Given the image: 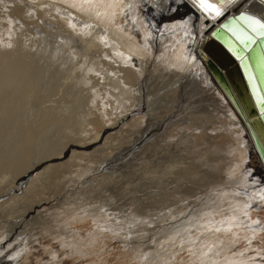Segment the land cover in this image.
Masks as SVG:
<instances>
[{
    "label": "rangeland",
    "instance_id": "1",
    "mask_svg": "<svg viewBox=\"0 0 264 264\" xmlns=\"http://www.w3.org/2000/svg\"><path fill=\"white\" fill-rule=\"evenodd\" d=\"M140 4L143 5V2H140L138 7ZM51 5V3L39 4L37 0H0V54L11 53L9 56L12 61L9 72L0 71V92L2 93L0 94V116L7 115L9 119L8 124L0 127V185H2L0 189H5L9 184L8 181L26 165L27 157H31V160H35L36 163L37 157L61 151L60 149L67 145L68 140L71 141L69 143H74L82 138V142L90 143L78 121L81 119L86 121L89 118V110L93 107L106 110L103 108V103L100 105L101 96L95 94L98 89L95 82L101 80L97 77L90 84L87 73L93 60L97 65L104 64L106 69L111 68L113 64H118L116 55L107 54L108 57L112 56L111 59L97 54L98 49L108 48L103 40L98 41L100 47L97 45L96 48L95 44V48L86 47L85 42L88 41L89 36L80 30L82 25L79 24L80 21L75 20L72 12L70 16L67 14L71 11L70 8ZM18 6L25 22L15 17L14 9ZM140 11L142 27L139 30V47L145 45L147 40L145 38L151 30L144 22L145 7ZM155 12L157 16L158 12L156 10ZM172 16H174L173 13L169 21L161 20V23L157 18L155 21L157 28L154 31L151 30L152 38L163 36L157 39L161 42L156 44V51H147V55L143 58L145 59L143 77L152 80L147 85L151 89H146L145 92H148L140 96L139 92L145 87L142 79L137 83V87H129L132 88L129 89L130 91L137 92L130 93L128 90L125 92L123 89L122 96L128 95L126 98L121 97L123 103L119 100V108L130 101L129 95L132 96L131 104L134 103V105L127 104L128 107L122 105L126 111L121 107L122 112L117 102L111 111L116 108L117 112L120 110L118 114L114 112V115L111 112L110 119H103L104 117L98 119L102 128L107 126L106 129L111 130L108 132L109 136L105 137L106 141L95 147L96 152L92 153L91 149H88L86 157L94 161L88 163L82 172H69L71 176L69 174L68 178L62 179L58 178L57 173L55 174L52 170L53 173H49V178L40 180L44 186L39 183L40 181L35 184V187L33 186L35 191L32 188L33 190L31 189L26 197L32 198L34 193L33 197L36 195L35 199L32 198L34 201L41 200V203L44 201L45 206L38 211L42 210L43 213L46 208L43 213L45 216H43L42 228L36 225L37 229L35 226H29L31 229L25 230L22 237H29L30 246L20 263H17L18 249H22L26 244L25 237L23 239L16 237L17 241L7 249L8 245L4 240L10 229L2 231L6 233L2 235L3 239L0 238V246L2 245L0 264H208V262L202 263L194 256L190 259L189 251L192 246L199 251H204L213 241V246H218L219 243L227 244V236L223 239H215L216 236H207L206 232L213 234L223 232L228 218L232 216L230 211L236 209L239 204L238 202L233 206L232 193L243 184L241 181L246 177L250 167L253 165L256 170L259 164L256 158L250 167L243 163L245 156L239 148L242 145L241 138L236 129L228 130L234 125L227 118L222 117L223 113L219 110L218 104L220 98L227 102L226 107L231 114L235 115L236 112L220 90L217 91L216 97L205 101V103L209 102V107L214 108H212L213 111L206 109L197 111L187 107V104H192L191 101H193L190 96L192 90L189 87L194 86L201 90L203 82L192 73L196 71L197 66L191 67L189 64L190 67L187 68L171 63L173 47H170L172 38L169 34L176 28V19ZM176 16L177 19L181 17ZM126 18L130 19L128 16ZM137 29L134 28V30ZM71 33L74 34L72 37ZM67 40L76 41L72 42V47L69 45L70 49L64 46ZM82 51L87 54H80ZM82 55L92 57L88 61V58L83 59ZM82 59L86 62L85 66ZM102 60L109 64H105ZM112 61L113 64H110ZM83 69L84 73H81ZM19 70L22 71L21 74ZM83 79L86 81L84 82ZM86 82L88 83L85 84ZM160 87L163 88L161 93L158 89ZM154 89L157 90V94L152 93L151 90ZM148 93L153 98L149 97ZM187 93L188 96H186ZM154 95L161 100L154 98ZM189 98L190 100H187ZM123 99L128 102H124ZM154 99L155 101L157 99L158 102H156L159 104L165 101L163 105L166 109L162 104H156ZM195 103L198 102L195 101ZM155 105L156 109H152ZM178 105H183V108L176 107ZM132 106H135V109ZM129 108H132V111H127ZM127 112L130 114L123 117ZM146 114L153 119L146 118ZM117 118L125 119L112 127V124L118 121ZM180 120L190 121V123L181 126ZM99 125L96 130L102 129ZM162 127L167 128V132L163 135L158 131ZM27 133L33 135V143L31 142L33 145L27 144L25 140ZM12 134L15 135L13 139H10ZM62 141L65 145L61 143ZM138 148L139 151L136 153ZM234 149L242 152L238 158L236 157L241 163L239 162L240 167L235 170L230 169V156L234 154ZM99 163L100 165L103 163L101 166L105 168H102ZM93 167L96 169L94 170ZM49 180L52 181L50 184ZM18 192L21 193V191ZM30 192L33 193L30 194ZM254 192L251 191L255 196ZM235 198H237L236 195ZM3 200L5 202L6 198L2 194L0 202L3 203ZM262 206V208L261 206L253 208L251 219L259 220L260 226H264V205ZM2 212L0 211V219L8 216ZM242 224L239 231L247 235L236 247L231 248L229 252L221 253L219 257L224 261L228 253L235 251L243 253L247 250L249 254L258 255L257 257L264 261L262 230L260 229L257 233L259 235L252 240L246 223ZM200 227L209 229L204 232L200 230ZM216 229L220 230L216 231ZM229 236L234 237V235ZM183 246L184 248L181 249ZM10 256L13 261L9 259Z\"/></svg>",
    "mask_w": 264,
    "mask_h": 264
},
{
    "label": "bare ground",
    "instance_id": "2",
    "mask_svg": "<svg viewBox=\"0 0 264 264\" xmlns=\"http://www.w3.org/2000/svg\"><path fill=\"white\" fill-rule=\"evenodd\" d=\"M37 2H39V4L40 3L41 4L42 3H45V4H47V3L50 4L51 3L52 5H54V4L57 5V6L60 5L61 7H67V9L69 7L71 11L65 9L66 11H69V13L67 12V14L69 15L72 12V14H73L72 16H74L75 20L76 21H80L79 24L82 25L81 28H80V30L86 32L85 34L87 36H89L88 41L85 42L86 43L85 44L86 47L87 46L94 47V44H95V47L97 45L100 47L98 41L103 40L104 41V45H106L108 48L102 47L101 49H98V51H96L97 54L98 55H105V56L107 54H109V55L110 54H115L116 55V58L118 60V64L119 65L118 64H113V61H116L114 59H113L112 62H110V64H113L111 66V68H107V69H110V70H107L105 68V65L104 64H102V65H104L103 66L104 68L102 67V65L95 64L94 63V60L92 61L93 63L91 62L92 64H90V65H92V66H90V68L88 66L89 62L87 64L88 68L90 69V70L88 69L89 71L87 73L88 79L91 81L90 84L97 77H99V80H101V81L97 82L98 80L95 79L96 80L95 84L97 83V86H98V87H96L98 89H97V91H95V94H98L99 97L101 96L100 105H101V103H103L104 104V107L103 108L106 109V110H101L102 108L101 109L98 108V107H95L94 108L92 106L93 108L91 110H89L90 111L89 118L87 120L85 119L86 121H84L83 119H81L80 121H78V122H80V125L83 127L82 130H83L84 134L86 136H88V138L90 140V143H87L86 141L85 142H82L81 141L82 138H81V140H79V142L74 140L77 143H75V142L74 143L73 142L72 143H69L71 141L68 140L67 141V145L63 144V141H62L61 143L63 145H65V146H64L63 149H60L61 151H56L55 150L56 153H54L52 155H47L46 154V156H44V157H40V158L37 157L38 160L36 161V163H35V160L34 161L31 160V157H27L26 158L27 159L26 160V165L23 166V167H21V170H18L17 171L18 174H16V176H14L13 178H11L10 180L8 179L9 180L8 181L9 184L8 185L6 184L7 187L5 189H0V195L2 196V194H3V197L6 198V201L5 202H4V200H3V203H2V201L0 202L1 203L0 204V207H1L0 208V211H3L6 215L8 214L7 217L4 218L2 216L3 219H0L1 220V224H0V238L3 239L2 235L4 233H6V232H2V231H4V230L6 231V230H9L10 229L9 230V234L7 235V237L4 240V241H6L5 242L6 245H8L7 249L9 247H11L10 245H12L13 243H15V241H17L16 239H18V238L19 239H23L24 237H25L24 239H26L25 240L26 244L23 246V248L22 249L21 248L18 249L19 257L17 258V263H20L22 257L24 258L26 256V254L28 253V252H26V250H27L28 246H30L29 245V242H30L29 241V237L28 238H27V236L22 237V235L24 234V232H25L26 229H28V228H30L32 226H35L36 229H37V226L36 225H39V227L41 226L40 228H42V225L44 223V220H43L44 217L43 216H45V215H43V213H44V211H46L45 210L46 208H45L44 211H43V213L41 212L42 210L40 212H38L41 207L45 206L44 205V201H43V203H41V200L38 201V202L37 201H34L32 198L35 199V196L36 195L33 197V195H34L33 192H32L33 193L32 198L29 197V196H28L29 198H27L26 197L27 193H29V191H31V189L33 188V186L35 187L36 186L35 184H37V182L40 181L42 178H46V177L49 178V173L52 172V170L55 172V174L57 173L58 178L65 179L66 177L68 178V175L70 174L69 172H71V173H74V172H82L83 171V168H85L88 163H91V162L94 161L92 158L86 157L87 151H89L91 149L90 151L92 153L96 152L97 149L95 147H97V145L101 144L105 140V137L108 135V132L111 130V129H106V127H107L106 125H105L106 127L102 128L101 127L102 124H101V122H99L98 119L99 118H103V117H104L103 119H106V118L107 119H110V116L111 115L109 116V114L111 112H113L111 114H114L115 115L114 112H116L118 114V112L120 111L119 109H121V111H122V108H123V110H124L125 109L124 107L127 104L130 105V106L132 104L134 105V103L131 104V102H132L131 100H133V99H131L132 96L129 95L130 98L128 97L129 98L128 100H130L129 101L130 103L126 99L125 100L123 99L124 102H128V103L125 104V105L122 104L124 107H122V105L120 104L122 108L121 107L119 108V100H121V97L126 98L127 95H128L126 93L127 94L126 97H124L125 94L122 96L123 89H125V92L127 90L129 92L130 91L129 89H132V88H129V87H133V86L138 85L137 83L141 79L143 80V83L145 84V87H143L141 89L142 91L139 92L140 96H142V95H144V93H147L148 92V91L145 92L146 89H148V90L151 89L147 85L150 83V81L152 82V80L150 78L143 77V72L145 70V66H144L145 63H143L145 59H143V58L147 55V51H156V49H157V48H155L156 44H158V43L161 42V41L158 42L157 39L158 38H163V36H161V35H159V37L152 38V36H151L152 35L151 30L154 31L157 28V26L155 27V25H156L155 21L157 20V18L159 19V23H161V20H163V21H169V18L171 17V15L173 13L174 16H172V17H173V19H176V22H175L176 28L173 29L171 27L173 30L171 32L169 31L170 32L169 37L172 38V40H171L172 42H171L170 47H173V57L171 59V63L173 62L175 64H179V65H181V67L182 66H184V67L186 66L187 68H189L190 66L191 67L192 66H197L196 67V71L195 72H192V73L197 78H200L201 81L203 82L202 83V89L201 90H198L194 86H191L192 88L189 87L190 90H192L191 91L192 94L190 96L193 98L192 99L193 101H191L192 104H189V105L187 104V107L189 106L191 109H194V110H197V111L205 110V109L206 110H209V111H213L212 110L213 107H209V105H208L209 102H206L205 103V101L207 99H211L213 97H216V95L218 94L217 91L220 90L223 93V95L226 98V100L228 101V103L230 104V106L236 112L235 115L231 114L227 110L228 109L226 107L227 102H224L223 100H221V98H220V101L218 100L219 103L217 101V103L219 104V107L221 109L219 107L218 108L223 113L222 117L224 119L227 118V120H229L230 122H232V124L234 125V126H232V129L229 128L228 130H235L236 129L238 131V133H239V137L241 138V141H242V143H241L242 145L239 146V148L242 150V152L244 153V156H245V159H244V162L243 163L247 164V166L250 167L252 161H254V158H256L257 161H258V164H259V166H258V168H256V170L253 168V165L250 167L251 169L247 171L246 177L245 178L243 177L244 179L241 181V183H243V184H241L238 188H236L234 190V193H232L233 194V202H234L233 203V206H234V204H238V202H239V204L236 207V209H233V210L230 211V214L232 216L228 218V220L226 222V225L223 228V232H221L220 234H218V233L213 234V233H211L209 231L206 232L207 233V236H211V235L212 236H216L215 239H218V238L223 239L224 236H227V239H226L227 244H225V243L224 244L219 243L218 246H213L214 245V241H213V243L210 242V244L208 245V248L206 250H204V251L203 250L202 251H199V249H196V248H194L192 246V248L190 247L191 250L189 251V253H190L189 254V257L191 259V257L193 258V256H194V257H196V259H199V261H201L202 263L208 262V264H264V261L260 260L259 257H257L258 255L254 256L252 254H249L247 250L246 251L244 250L243 253H240V251L239 252L235 251L234 253H231V254L228 253V255H226L224 257L226 259L224 261H222V259L219 257V255L221 253H224L226 251L229 252L231 250V248L236 247L238 245L239 241H241V239L247 235L246 233H245L246 235H243L244 232H240L239 231L240 227L243 225L242 223H246V225H247V227L249 229L248 234H249V236H250V238L252 240H254V238L259 235L257 233L261 229V226H260V224L259 225L253 224L251 219H252V216H253V214H252L253 213L252 212L253 211V208H257V207H260V206H261L260 208H262L263 207L262 205H264V201H261L260 200V196L261 195H264V167L262 166V163H261V160L259 158L258 152H256V150H255V147H254V144H253V137H252L253 134H252V130H250V127H248V125H249L248 119H246L243 111H241V109L237 105L235 106L234 99H231L222 90L219 82L216 80L215 77H213V75L211 74L209 68L205 65L203 56L201 54L202 51L204 50V48L206 47V46H204V44L206 43L207 38H209V36H208L209 35L208 34L209 31L208 30H209V28H212L216 24V20L217 19L224 18V17L230 15L231 13L237 14V13H239L241 11H247L249 14L255 15V16L259 17V18H264V3H262V0H247V2H245V0H238L237 4H235V5H233V4H227V6L225 7V9L223 10V15H221L219 17H215L214 13H212V12H205V11L200 10L198 7H196L193 4V0H125V4H131V5H133V7L132 8H124L123 11H121L119 8L114 9V11H116L118 14L115 17V20L114 21H111V22H109L108 20H106L104 18V13L106 11L105 8L100 7V6H97V5H93V6L89 7V5L84 4L82 2V0H37ZM140 2H143V5L140 4V6L138 7V5H139ZM207 2L210 3V4H217L218 3V0H207ZM143 7H145V11L144 12H145V17H146V20L144 19V22H146L145 24L149 25L148 29H151V30H150V32H148L149 33L148 34V37L145 38V39H147L146 42H145V45H142L143 47L142 46L139 47V43H138L139 42L138 39L140 38V36H139V34H140L139 33V30L142 27L141 18H140L142 15H141V11L140 10ZM155 10L158 12L157 13L158 14L157 16H156ZM108 11H112V9H109ZM14 13L16 14L15 17L17 16V17L21 18V20L24 21L23 15L20 14L19 6L14 9ZM98 13H99V15H98ZM176 15H179L181 17L179 19H177V16ZM127 16L130 19L126 18ZM195 20H197V21H195ZM185 21L187 23H185ZM69 22H71V21H69ZM172 24H174V22L171 23V26H172ZM167 26H169V25H167ZM134 28L135 29L138 28V29L137 30H134ZM73 35L74 34H72L71 37ZM204 35H206V36L204 37ZM74 37L71 38V39L73 40ZM72 40L70 41L71 44H69L70 43L69 40H67L66 42L64 41L65 42L64 43V46L67 49L69 48V45L70 46L72 45V42H73ZM96 41H97V43H94ZM74 42H76V41H74ZM82 48H84V46ZM88 48H86V49H88ZM82 50L85 51V49H82ZM94 50H96V49H94ZM67 51L69 52V50H67ZM72 52H74V51H72ZM74 53H77V52H74ZM84 53L82 51V53H80V54H84ZM9 54H11V53H9ZM9 54L8 53L6 55H4V54L1 55L0 54V71L1 72H3V71H4V73H6L5 71L9 72L10 63L12 62L11 61V56H9ZM86 54L87 53H85V55ZM85 57L82 55V58L83 59ZM91 57H86V58H88L87 60L90 61ZM106 57L109 58L110 56L109 57L106 56ZM101 59L105 60L103 57H101ZM96 61L97 60H95V62ZM232 61H234V60H232ZM98 62H99V60H98ZM169 62H170V60H169ZM84 63H86V62L84 61L83 62V65H84ZM105 64H109V63H105ZM189 64H190V66H188ZM108 66H110V65H108ZM167 67H169V66H167ZM11 69H13V68L11 67ZM84 69H83V71L81 70V73H84ZM177 70H179V69H177ZM19 71H20L19 73L21 74L22 71L21 70H19ZM25 74L26 73H24L23 75H25ZM12 76H14V75H12ZM186 76H187V74H186ZM239 76H241L240 73H239ZM83 78H85V77H83ZM28 79L30 80V78H28ZM186 79H188V78H186ZM241 79H242V83H243V89H244V91H246V86L244 84V81H243L242 76H241ZM83 80H84V82L86 81V79H83ZM167 80H169V79H167ZM184 80H185V78H184ZM87 83L88 82H86L85 84H87ZM227 83H228V81H227ZM94 86H96V85H94ZM126 88H128V89H126ZM179 88H181V87L179 86ZM158 89L160 90V93H161V89L163 90V88H161V87L158 88ZM170 89H172V88H170ZM133 91H136V90H132V91H130V93H132ZM151 91H152V93L157 94L156 93L157 92L156 89L151 90ZM163 92H165V91H163ZM247 92L248 91H246V93ZM174 93H175V91H174ZM185 93H186V91H185ZM238 93H239V95L241 94L240 92H238ZM0 94H2V93L0 92ZM133 94H135V93H133ZM139 94H138V96H139ZM148 94H150V93H148ZM136 96H134V99H135ZM150 96H152V95L150 94L149 97ZM186 96H188V93H187ZM144 97H146V96H144ZM149 97L147 99L150 101ZM152 98H153V96H152ZM154 98H157V96L155 97V95H154ZM138 99H140V98L138 97ZM157 99H156V101H157ZM165 99H167V98H165ZM135 100L137 101V99H135ZM187 100H190V98L187 99ZM246 100L248 102L249 101L251 102V97L247 95ZM154 101H155V99H154ZM195 101H197L198 103H195ZM117 102H118V104H117ZM151 102H149V103H151ZM157 102H156V104H159ZM162 102H161L162 106L165 107V105H163L165 103V101L163 103ZM169 102H170V100H169ZM122 103H123V101H122ZM193 103H195V104H193ZM116 104H117V106L119 108L118 109L119 111L117 112L116 108H113V110L115 109L116 111L115 110L114 111L113 110L111 111L112 107H114V105H116ZM161 104H159V105H161ZM166 104H167V102H166ZM100 105H95V106H100ZM128 105H127V107H128ZM135 105H136V103H135ZM183 105H178L176 107H180V108L182 107L183 108ZM88 107H91V105L90 106L88 105ZM132 107H134V109H135V106H132ZM152 107H151L152 109H154V108L156 109V105H155V107L154 106H152ZM165 109H166V107H165ZM130 110L132 111V108L131 109L130 108L127 109V111H130ZM141 111H143V110H141ZM128 113L129 112H127V114H125L123 117H126L128 115ZM144 114H145V112H144ZM147 114H146V116H147ZM170 114H172V113H170ZM86 115L88 116V114H86ZM119 115H120V113H119ZM100 116H102V117H100ZM135 116H137V115H135ZM150 117L151 116H147L146 118L153 119L152 117L151 118ZM111 118H113V117H111ZM123 119H125V118L118 119V121H116L114 124H112V127H114L115 125L117 126L121 121H123ZM155 119H157V118H155ZM157 120H159V119H157ZM8 123H9V119H8V116L7 115H4L2 117L0 116V127L3 126V125H5V124H8ZM99 123L101 125H99ZM188 123H190V121L189 122L186 121V120L185 121L184 120H180L179 121V124L181 126L189 125ZM98 125L102 129L96 130V128H97ZM109 126L110 125H108V127ZM145 126H147V124ZM148 126H150V125H148ZM119 128H120V126H119ZM163 128L164 127L160 128L159 130L157 129L158 131H160V133L162 135H163V133H166L167 132V128L166 129H163ZM15 129H17V128H15ZM146 129H147V127H146ZM143 130L145 131L144 128H143ZM147 131H148V129H147ZM2 132H4V131H2ZM6 134H8V133H6ZM12 135H11L12 137L10 139H13V137H14L15 134H12ZM32 136L33 135H31V133H27L26 134V139L25 140H26L27 144H32L33 143V139H32L33 137ZM68 136H71V135L68 134ZM261 137H262V140H263V143H264V137L262 135H261ZM63 138H65V137L63 136ZM88 138H86L87 141H89ZM77 139H79V138H77ZM84 139L85 138H83V140ZM161 143H163V142H161ZM110 148H112V147H110ZM237 149L236 150L234 149V151L231 150V152L233 151L234 154H232V156H230L231 157V167H230V169L233 168V170H235V168L238 169L240 167V164H239L240 161H238L237 158L239 157V155L242 154V152L238 151ZM44 151H45V148H44ZM138 151H139V148L137 149L136 153ZM100 152H102V150ZM34 158H36V157H34ZM102 161H103V159H102ZM211 162H212V160H211ZM207 163H208V160H207ZM99 165H100V163H99ZM101 167L103 168L104 166H101ZM95 169L96 168H94V170ZM76 175L77 174H75V176ZM70 176H71V174H70ZM43 180H45V179H43ZM51 180H49V182H48L49 184L52 182ZM39 183H41V181ZM155 185H157V184H155ZM42 186H44V185L42 184ZM53 186H54V184H53ZM85 186H87V185H85ZM0 187H2V185H0ZM89 187H91V186H89ZM22 188H24V190ZM33 189L32 190L35 191V188H33ZM18 191H21V193L19 194ZM251 191H255L254 192L255 193V196L252 195ZM32 193L30 192V194H32ZM86 195H88V194H86ZM235 195H236L237 198H235ZM156 197H157V195H156ZM209 199H212V198H209ZM216 199H217V197H216ZM216 199H214V200H216ZM206 200H208V198ZM53 203H55V202L53 201ZM58 203H60V202H58ZM209 203H210V201H209ZM246 203H251L252 204V207L247 210L248 211V215H244V211H243V205L246 204ZM47 204H49V203H47ZM4 205L6 207H3ZM60 205H61V203H60ZM51 206H52V204H51ZM51 206H50V208H51ZM47 209H49V208H47ZM144 210H146V209H144ZM257 219H259V216L258 215H257ZM220 227H218V228H220ZM208 229H207V227H205V228L204 227H200V230H202L204 232L206 230H208ZM261 232H262L261 235H264V230H262ZM229 235H234V237L233 236L230 237ZM16 237H18V238H16ZM197 242H199V241H197ZM183 248H184V246L181 247V249H183Z\"/></svg>",
    "mask_w": 264,
    "mask_h": 264
},
{
    "label": "water",
    "instance_id": "3",
    "mask_svg": "<svg viewBox=\"0 0 264 264\" xmlns=\"http://www.w3.org/2000/svg\"><path fill=\"white\" fill-rule=\"evenodd\" d=\"M239 14L240 12L231 13L216 20V24L208 30L209 38L201 54L205 65L219 82L222 90L234 99L235 106L237 105L248 119V127L253 134V144L264 167V143L261 137V135L264 137V102L259 99L264 97V44L259 38L250 43L247 50L243 45L234 44L236 51L241 53L242 59L229 47L233 38L225 28L221 27V25L231 24L233 18ZM239 73L247 93L243 89ZM249 75L254 78L256 91L253 90V81L248 79ZM238 92L241 94L239 95ZM247 95L251 97V102L246 100Z\"/></svg>",
    "mask_w": 264,
    "mask_h": 264
},
{
    "label": "snow or ice",
    "instance_id": "4",
    "mask_svg": "<svg viewBox=\"0 0 264 264\" xmlns=\"http://www.w3.org/2000/svg\"><path fill=\"white\" fill-rule=\"evenodd\" d=\"M84 4L89 5V7L93 5H97L105 8L104 18L109 22L114 21L116 15L118 14L114 9L119 8L121 11L124 8H132L133 5L125 4V0H82ZM238 0H218L217 4H210L207 0H193V4L198 7L200 10L205 12L214 13L215 17H219L223 15V10L227 6V4H237ZM247 2V0H245ZM264 3V0H262ZM242 6V5H241ZM112 9V11H108ZM99 15V13H98ZM185 23H187L185 21ZM90 27V26H89ZM222 28L230 33L233 38L232 42L229 43V47L236 52L237 56L242 55L240 52L236 51L234 44L243 45L244 49L247 50V47L250 43L259 38L264 44V18H259L255 15L248 14L247 11H241L240 14L233 18V22L229 25H221ZM249 80L253 81V90L256 91L254 78L249 75ZM261 102H264V97H259ZM260 200L264 201V195L260 196ZM252 207L251 203H246L243 205L244 215H248V209ZM253 224H260L259 220L252 221ZM220 229H216L219 231ZM261 230H264V226H261ZM255 231V230H254ZM9 259H12L10 256Z\"/></svg>",
    "mask_w": 264,
    "mask_h": 264
}]
</instances>
